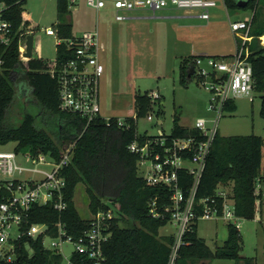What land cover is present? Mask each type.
<instances>
[{
	"label": "built area",
	"instance_id": "1",
	"mask_svg": "<svg viewBox=\"0 0 264 264\" xmlns=\"http://www.w3.org/2000/svg\"><path fill=\"white\" fill-rule=\"evenodd\" d=\"M225 0H86L87 5L97 11L110 9L118 22L130 19L133 12L151 11L154 15L164 10L178 9L198 12L197 17L209 22L211 10ZM70 9L77 0H69ZM12 5L0 0V74L6 70L9 49L18 38L19 59L26 62L27 38L35 35L25 22L18 29L11 19ZM254 16L244 20L231 21L230 28L236 50L229 55L194 56L193 67L196 76L203 81V88L212 95L208 111L211 118H199L194 126L185 127L187 134L165 132L162 128V114L156 113L161 130L157 134L140 132L139 116L106 117L101 106V78L105 73L102 53L105 45L99 31H88L81 36L61 37L56 23L45 29L48 36L56 39V47L65 48L61 61H50L49 72L58 80L60 107L63 111L79 115L87 123L102 118L107 125L115 122L124 131L135 130V136L128 145L137 156V172L149 187L158 189L148 201L147 217L171 224V253L167 264H177L186 238L199 221L223 219L228 225L240 231L241 221L235 210L230 191L218 188L215 195L199 199V186L205 172L207 159L211 154L219 131L220 120L235 103V98L251 95L255 90L254 67L251 56V35ZM262 37H259L261 39ZM263 46V40L260 41ZM34 53V51H33ZM205 57L209 69L200 68ZM151 103L162 100L160 92L152 91L148 96ZM162 105V104H160ZM156 112V111H155ZM149 122L154 116H147ZM11 150L0 145V264H16L20 249L33 253L32 242L60 257V264H106L105 249L109 244L115 222L121 217L112 208L90 212V218L79 236L73 235L64 221L68 209L64 189L66 181L62 175L69 166L73 148L67 150L61 160L50 153L18 151L17 143ZM10 144V143H9ZM261 187L258 184V190ZM221 201L222 203L220 204ZM52 207L59 215L54 222H32L35 207ZM259 205L257 204V209ZM90 211V210H89ZM121 221L118 222V225ZM66 244L74 246L69 257L64 255Z\"/></svg>",
	"mask_w": 264,
	"mask_h": 264
},
{
	"label": "trees",
	"instance_id": "2",
	"mask_svg": "<svg viewBox=\"0 0 264 264\" xmlns=\"http://www.w3.org/2000/svg\"><path fill=\"white\" fill-rule=\"evenodd\" d=\"M12 5L11 19L18 29L23 23L19 11L25 0H1ZM264 0H249L246 6L257 8ZM228 8H237V0H225ZM239 8V7H238ZM59 21L56 28L61 37H73L69 0H57ZM256 12V11H255ZM256 14L254 15V21ZM260 36L264 31H260ZM18 38L8 51L6 70L0 74V145L17 143L18 151L50 153L56 160L73 148L69 166L62 175L66 181L64 189L68 209L63 215L70 232L79 236L87 221L75 205V189L82 184L89 197V210L112 208L121 217L115 222L113 234L106 246V264H167L171 253V237L159 238V230L167 223L147 217L148 201L158 189L149 187L137 172V156L128 145L135 130L124 131L115 122L107 125L102 118L87 123L79 115L63 111L60 107L59 84L49 72L50 61L32 58L26 62L19 59ZM65 48L58 47L57 60L65 57ZM194 57L182 62L186 82L193 80L188 74L193 68ZM254 67L255 90L261 96L260 114L264 118V47L251 56ZM26 86L29 88L26 90ZM135 109L139 116L150 106L146 95L135 96ZM235 109L234 102L228 110ZM164 113L163 108L158 113ZM174 116L177 134H187ZM264 138L259 135L223 137L218 134L197 197L215 195L218 188L229 189L235 202L238 216L254 220L260 213L262 189L258 190L262 173ZM220 204L222 203L219 201ZM32 222L58 219L52 207H35ZM121 221L122 224L118 225ZM229 236L222 247L212 250L197 233V225L187 235L181 248L177 264H199L214 258L240 260L243 258L241 232L228 225ZM33 253L19 251L16 264H60L61 259L44 249L40 242H32ZM251 260V259H247Z\"/></svg>",
	"mask_w": 264,
	"mask_h": 264
},
{
	"label": "rangeland",
	"instance_id": "3",
	"mask_svg": "<svg viewBox=\"0 0 264 264\" xmlns=\"http://www.w3.org/2000/svg\"><path fill=\"white\" fill-rule=\"evenodd\" d=\"M70 10L74 36L98 30L105 45L102 53L105 73L101 78L100 98L104 116H133L136 95L148 96L154 90L160 92L162 100L150 104L144 112L145 116L138 121L139 131L151 135L161 130L156 119V113L161 108L164 113L159 119L163 120L162 128L168 133L174 126L175 115L180 117L179 123L185 127L194 126L199 118L213 116L208 111L212 95L204 90L202 79L195 75L192 81L186 82L181 66L186 58L198 55L234 53L236 44L230 20H244L256 14L251 30V35L255 37L251 50L264 47L260 43L261 39L264 43V35H259L260 31H264L263 2L254 10L251 7L228 8L219 1L218 7L211 10L212 18L209 22L199 19L198 12L178 9L164 10L155 15L151 11L134 12L133 15L147 18L118 22L112 10L97 11L90 8L86 0H77ZM19 11L25 26L35 29L33 57L53 62L57 56L56 39L46 35L45 29L60 20L57 0H25ZM200 68L209 69L205 57L201 60ZM26 90L30 91L27 86ZM234 104L235 109H227L220 120L221 136L255 134L264 138L260 94L252 92L251 95L238 96ZM149 114L154 116V121L147 120ZM13 146L14 143H10L4 148L11 150ZM258 184L263 191L260 213L254 220H242L240 232L243 237V254L264 264V180H259ZM74 200L82 217L90 218V201L82 184L76 187ZM226 228L223 220L218 221V225L213 220L198 223L199 236L205 238L212 249L216 240L225 238ZM172 232V225H165L160 228L158 237ZM216 245L219 246V243ZM73 248L72 244H66L64 255L69 257ZM211 261L210 264H237L235 259L214 258ZM203 263L206 262L201 261L199 264Z\"/></svg>",
	"mask_w": 264,
	"mask_h": 264
},
{
	"label": "crops",
	"instance_id": "4",
	"mask_svg": "<svg viewBox=\"0 0 264 264\" xmlns=\"http://www.w3.org/2000/svg\"><path fill=\"white\" fill-rule=\"evenodd\" d=\"M139 12V11H138ZM134 13V12H133ZM133 13H131L130 14V19H146L147 17H143V16H140V15H133ZM214 55H216V54H214ZM220 220H223V219H219V220H213V222L215 223V225H218V221H220ZM208 221V220H207ZM210 221H212V220H210ZM224 221V220H223ZM200 222V221H199ZM198 222V223H199ZM198 223H197V233H198ZM225 223H226V226H227V228H226V230H227V233H226V236H225V238L224 239H220V240H216L215 242H214V244H215V246H214V249H212L210 246H209V244H208V242H207V240L205 239V238H203V237H201V236H199V233H198V236L200 237V238H202V239H204L205 240V242L207 243V245L212 249V250H215L216 248H218V247H222L224 244H225V242L227 241V239H228V236H229V231H228V223L225 221ZM217 228H218V226H217ZM242 235V234H241ZM243 238V237H242ZM219 243V246L218 245H216V244H218ZM243 258H241L240 260H237V264H259L258 263V261L256 260V259H254V258H250V257H248L247 255H244L243 254V251H242V255H241ZM247 259H251V260H247ZM212 262V261H211ZM211 262H209V261H207L206 263H203V264H210Z\"/></svg>",
	"mask_w": 264,
	"mask_h": 264
},
{
	"label": "water",
	"instance_id": "5",
	"mask_svg": "<svg viewBox=\"0 0 264 264\" xmlns=\"http://www.w3.org/2000/svg\"><path fill=\"white\" fill-rule=\"evenodd\" d=\"M249 3V0H237V5L240 8H245ZM34 43H35V36L34 34H30L27 38V53L25 57L31 58L34 51ZM193 74H195V68L191 69V72L188 74V78H190Z\"/></svg>",
	"mask_w": 264,
	"mask_h": 264
}]
</instances>
